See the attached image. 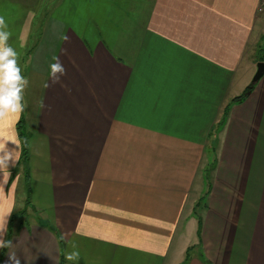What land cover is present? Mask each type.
I'll list each match as a JSON object with an SVG mask.
<instances>
[{
  "label": "crops",
  "instance_id": "crops-1",
  "mask_svg": "<svg viewBox=\"0 0 264 264\" xmlns=\"http://www.w3.org/2000/svg\"><path fill=\"white\" fill-rule=\"evenodd\" d=\"M259 4L0 0L34 21L25 107L0 124L21 150L31 132L29 194L19 162L0 172V264H264V75L235 100L264 61Z\"/></svg>",
  "mask_w": 264,
  "mask_h": 264
},
{
  "label": "clouds",
  "instance_id": "clouds-1",
  "mask_svg": "<svg viewBox=\"0 0 264 264\" xmlns=\"http://www.w3.org/2000/svg\"><path fill=\"white\" fill-rule=\"evenodd\" d=\"M8 25L3 16H0V124L4 122L9 114H19L23 112V92L29 81L21 75V69L18 66V54L8 44L11 33L7 30ZM56 62L50 65V76H56L54 83L59 81L60 76L64 75L66 70L58 57L53 58ZM45 84V87H49ZM9 143L14 147H9ZM21 145L17 139H10L0 133V172L3 173V182L6 183L10 177L9 168L19 162ZM0 212V248H10L12 241L4 239L7 232L8 216ZM74 249L68 252L65 258L69 261L78 260L80 253L76 249V244L71 243ZM10 264H20L19 258L14 254H9Z\"/></svg>",
  "mask_w": 264,
  "mask_h": 264
},
{
  "label": "rangeland",
  "instance_id": "rangeland-1",
  "mask_svg": "<svg viewBox=\"0 0 264 264\" xmlns=\"http://www.w3.org/2000/svg\"><path fill=\"white\" fill-rule=\"evenodd\" d=\"M12 6V5H11ZM17 6L15 5L14 7V11L17 13ZM19 14L22 17L21 20L19 21H13L12 19L9 20H5L8 28L7 30L11 31L13 28H15V30H17V32H19V34L21 33V36L16 37L17 40L15 41L14 46H12L13 49H15V51L18 54V66L20 67V69L22 70L21 66H23L25 63H27L28 61V55H29V49L31 48V46L27 45L25 46V42H28L27 40H29L30 38H34L31 37L28 34L29 32L33 31V30H27L28 28H32V24L34 23L33 20H28V19H23L24 16H27L28 14H30L31 16L33 15V13H27V8L24 5H19ZM12 11V10H11ZM9 7L8 5H5V7L3 8V14L7 17L11 16V13H9ZM263 20V19H262ZM264 21V20H263ZM15 25V26H14ZM260 55L263 57L264 56V36L262 37V44H261V53ZM24 63V64H23ZM255 74V73H254Z\"/></svg>",
  "mask_w": 264,
  "mask_h": 264
},
{
  "label": "trees",
  "instance_id": "trees-1",
  "mask_svg": "<svg viewBox=\"0 0 264 264\" xmlns=\"http://www.w3.org/2000/svg\"><path fill=\"white\" fill-rule=\"evenodd\" d=\"M261 60H264V56L261 58ZM253 89L252 87H248L246 89V91L239 97H237L235 100L240 101L242 99H244L247 96V93L249 91H251ZM230 104V103H229ZM229 106V105H228ZM227 106V108H228ZM227 110V109H226ZM226 113V111H225ZM222 117V120L219 122V124L216 126L215 131L217 132V130L219 129V127L221 126L224 118H225V114ZM22 123L20 124V137H21V141H22V150H21V157H20V161H19V165L23 168L24 174H25V183H26V187L28 190V194H29V189H30V185H29V139L31 138V132L26 128V126L23 123V120L21 121ZM29 200V199H28ZM25 212V210H22L21 213L23 214ZM17 216V213H14L12 216L11 221H13L15 219V217ZM198 223H199V228L198 230H201L202 227V217L200 215H198ZM189 258V251L188 254L186 255V260ZM185 264V262H184Z\"/></svg>",
  "mask_w": 264,
  "mask_h": 264
},
{
  "label": "water",
  "instance_id": "water-1",
  "mask_svg": "<svg viewBox=\"0 0 264 264\" xmlns=\"http://www.w3.org/2000/svg\"><path fill=\"white\" fill-rule=\"evenodd\" d=\"M263 75H264V61H260V62H258L257 71H256L249 87H252L254 84H256Z\"/></svg>",
  "mask_w": 264,
  "mask_h": 264
},
{
  "label": "built area",
  "instance_id": "built-area-1",
  "mask_svg": "<svg viewBox=\"0 0 264 264\" xmlns=\"http://www.w3.org/2000/svg\"><path fill=\"white\" fill-rule=\"evenodd\" d=\"M258 13L261 16V18L264 20V0H260V4L258 7Z\"/></svg>",
  "mask_w": 264,
  "mask_h": 264
}]
</instances>
